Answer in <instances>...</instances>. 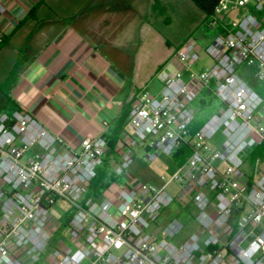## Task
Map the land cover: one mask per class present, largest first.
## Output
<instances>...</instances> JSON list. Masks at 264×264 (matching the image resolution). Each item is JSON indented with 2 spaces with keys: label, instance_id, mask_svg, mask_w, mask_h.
<instances>
[{
  "label": "built area",
  "instance_id": "built-area-1",
  "mask_svg": "<svg viewBox=\"0 0 264 264\" xmlns=\"http://www.w3.org/2000/svg\"><path fill=\"white\" fill-rule=\"evenodd\" d=\"M233 10L238 18L225 21ZM205 25L223 33L205 47L188 38L175 52L182 69L158 70L159 94H140L123 153L109 160L120 183L97 198L87 194L108 155L104 137L72 147L30 112L0 111V264H264V160L254 180L243 170L264 139V94L250 84L264 85V0H220ZM211 83L222 106L191 135L193 102ZM186 143L189 158L162 187L129 171L136 148L150 163ZM172 183H181L176 196ZM58 201L72 209L63 222ZM173 204L195 208L197 228L178 243L185 222L160 221Z\"/></svg>",
  "mask_w": 264,
  "mask_h": 264
},
{
  "label": "crops",
  "instance_id": "crops-1",
  "mask_svg": "<svg viewBox=\"0 0 264 264\" xmlns=\"http://www.w3.org/2000/svg\"><path fill=\"white\" fill-rule=\"evenodd\" d=\"M234 15L236 10L224 20ZM205 21L192 0H3L0 83L17 62L19 69L9 100L0 92V111L32 113L72 147L84 137L102 136L108 159H118L134 103L144 90L160 92L158 70L182 69L175 52L188 38L205 47L223 33ZM202 62L198 69L208 60ZM250 84L264 94V85ZM244 165L254 180L262 161L251 164L245 155ZM173 205L162 223L180 218V207L192 215L182 219L186 227L174 238L178 243L197 228L195 208Z\"/></svg>",
  "mask_w": 264,
  "mask_h": 264
},
{
  "label": "trees",
  "instance_id": "trees-1",
  "mask_svg": "<svg viewBox=\"0 0 264 264\" xmlns=\"http://www.w3.org/2000/svg\"><path fill=\"white\" fill-rule=\"evenodd\" d=\"M199 8L203 10L206 14V18L214 14L215 7L219 4L220 0H192ZM2 42V41H1ZM0 42V43H1ZM19 64L18 62L14 68L10 71L7 79L0 83V92L5 95L7 100H9V91L13 88L17 75H18ZM214 88V83H211L210 87L204 89L199 96L193 102V107L195 109V116L192 123L189 126V132L193 135L204 123L205 121L216 111L220 109L222 103L214 95L212 89ZM191 154L190 144H182L177 148L171 157L177 165H181L186 162ZM247 160L251 164H255L259 160H264V139L261 140L259 144H256L250 148L247 153ZM120 183V176L116 175L110 166L109 159L106 156L102 160V163L97 167L96 175L90 183L89 191L87 197L97 198L103 194L106 189L114 184ZM179 217L188 221L192 219L190 215L184 208L179 211Z\"/></svg>",
  "mask_w": 264,
  "mask_h": 264
},
{
  "label": "rangeland",
  "instance_id": "rangeland-1",
  "mask_svg": "<svg viewBox=\"0 0 264 264\" xmlns=\"http://www.w3.org/2000/svg\"><path fill=\"white\" fill-rule=\"evenodd\" d=\"M236 19L238 16L234 15ZM202 61L198 62L197 66L194 67L198 69ZM254 80H252V83ZM224 141V135L221 131L216 132L208 141V144L211 148L217 149L220 147ZM136 156L131 164L129 171L141 182L151 183L157 187H162L164 183L161 181L160 177L162 175L170 176L177 168V164L172 159L171 155L165 153H159L156 159L153 162H144L142 155L144 151L142 148H136ZM244 172L247 170V167L243 165ZM166 190L176 196L181 191V183H172L166 187ZM175 207L172 205L171 209ZM55 216L60 220L65 221L68 216L72 214V209L68 204L63 201H58L52 209Z\"/></svg>",
  "mask_w": 264,
  "mask_h": 264
}]
</instances>
